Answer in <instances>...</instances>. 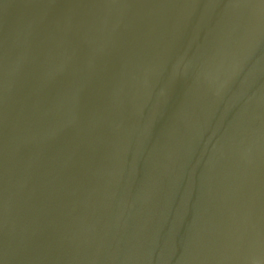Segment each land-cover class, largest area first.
Listing matches in <instances>:
<instances>
[{
  "label": "water",
  "instance_id": "water-1",
  "mask_svg": "<svg viewBox=\"0 0 264 264\" xmlns=\"http://www.w3.org/2000/svg\"><path fill=\"white\" fill-rule=\"evenodd\" d=\"M0 264H264V0H0Z\"/></svg>",
  "mask_w": 264,
  "mask_h": 264
}]
</instances>
